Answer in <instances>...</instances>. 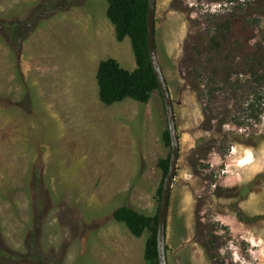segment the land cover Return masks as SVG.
I'll return each instance as SVG.
<instances>
[{"label": "rangeland", "instance_id": "rangeland-1", "mask_svg": "<svg viewBox=\"0 0 264 264\" xmlns=\"http://www.w3.org/2000/svg\"><path fill=\"white\" fill-rule=\"evenodd\" d=\"M107 6L0 0V264H146L149 233L133 236L113 211L158 212L168 123L159 90L147 103L101 102L100 61L136 68ZM155 43L180 141L168 264H264V245L217 219L264 239V169L224 186L223 165L201 162L234 143L264 151V0H157Z\"/></svg>", "mask_w": 264, "mask_h": 264}, {"label": "trees", "instance_id": "trees-1", "mask_svg": "<svg viewBox=\"0 0 264 264\" xmlns=\"http://www.w3.org/2000/svg\"><path fill=\"white\" fill-rule=\"evenodd\" d=\"M107 2L106 15L115 28L117 39L123 41L126 37L129 38L136 68L132 71L124 69L114 58L100 61L96 74L99 98L106 105L121 102L127 98L147 103L155 90L160 91L148 51V0H107ZM188 82L194 91H199L198 82H191L189 79ZM256 100L258 101L257 97L256 99L248 98L245 103L246 108L252 110ZM163 142L166 147H170L168 129L163 133ZM169 162L170 153L166 158H160L157 163L163 176L157 190L159 200ZM113 219L124 224L135 237L148 232L144 260L146 264H160L157 245L158 212L155 215H145L130 206L122 205L114 209ZM165 249L167 251L166 247Z\"/></svg>", "mask_w": 264, "mask_h": 264}, {"label": "water", "instance_id": "water-1", "mask_svg": "<svg viewBox=\"0 0 264 264\" xmlns=\"http://www.w3.org/2000/svg\"><path fill=\"white\" fill-rule=\"evenodd\" d=\"M157 0H148V27H147V42L148 51L154 73L159 83V89L163 98L165 114L168 123V131L170 136V162L166 177L164 178L161 190L160 203L158 208V230H157V245L159 252L160 264H168L166 257L165 231L169 209V199L171 186L176 175L177 162L179 158L180 141L177 134L176 118L173 109L171 94L163 75L156 50L155 43V7Z\"/></svg>", "mask_w": 264, "mask_h": 264}, {"label": "clouds", "instance_id": "clouds-1", "mask_svg": "<svg viewBox=\"0 0 264 264\" xmlns=\"http://www.w3.org/2000/svg\"><path fill=\"white\" fill-rule=\"evenodd\" d=\"M218 5L213 6L212 11H216ZM229 125H225L227 129ZM239 132H244L245 129H238ZM261 131H264V125H261ZM202 163H207L210 168H220V171L217 175V179L220 180L221 184L224 186H232L235 182H239L242 179H247L246 176H242L244 172H257L264 169V151L259 155L251 147H247L243 144L234 143L232 144L227 153L222 157L215 151L209 153L208 159L206 161H201ZM221 177H223L221 179ZM221 220L223 224H226L230 227L233 233L239 232L242 239H246L249 243L253 245H264V239L253 238V234L250 231L244 230V226L241 224L235 226L236 222L233 219L227 217H217ZM229 248L232 249L233 259L241 260V257L238 255V249L235 245L229 242ZM224 249H221L223 252ZM241 264L243 261L241 260Z\"/></svg>", "mask_w": 264, "mask_h": 264}, {"label": "crops", "instance_id": "crops-1", "mask_svg": "<svg viewBox=\"0 0 264 264\" xmlns=\"http://www.w3.org/2000/svg\"><path fill=\"white\" fill-rule=\"evenodd\" d=\"M157 2V1H156ZM167 25H169V28H171V33H174V30H173V28L175 29V22L173 23V25L170 23V22H168V24ZM175 36V35H177V34H172L171 36ZM173 36V37H174Z\"/></svg>", "mask_w": 264, "mask_h": 264}]
</instances>
